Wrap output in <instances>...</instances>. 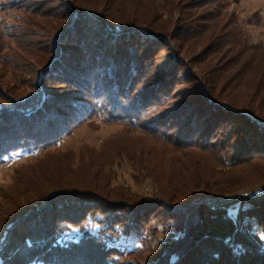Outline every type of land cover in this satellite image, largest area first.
Returning a JSON list of instances; mask_svg holds the SVG:
<instances>
[{"label": "trees", "instance_id": "16d2710c", "mask_svg": "<svg viewBox=\"0 0 264 264\" xmlns=\"http://www.w3.org/2000/svg\"><path fill=\"white\" fill-rule=\"evenodd\" d=\"M2 4L0 164L42 155L0 188V264H264V192L228 196L243 169L264 179V42L230 0ZM98 120L191 152L188 174L143 194L103 174L123 159L152 172L114 136L54 149Z\"/></svg>", "mask_w": 264, "mask_h": 264}, {"label": "rangeland", "instance_id": "374dc122", "mask_svg": "<svg viewBox=\"0 0 264 264\" xmlns=\"http://www.w3.org/2000/svg\"><path fill=\"white\" fill-rule=\"evenodd\" d=\"M6 1L7 0H0V3ZM5 6L6 4L0 5L1 8H4ZM230 11L235 12L239 23L247 31L250 40L253 43L264 42V0H230ZM12 14L13 13L8 10H0V28L4 21L10 20V15ZM91 124L92 125H88L85 123L77 128L72 136L64 139L62 143L54 149L63 151L66 148H72L76 151V154L99 152L102 149V143L107 138L114 136V140L111 141V147L118 150L120 148H124L130 151L135 150L141 152L139 155L142 161L141 164L146 165L152 172L148 171L150 176L145 177L144 175V178L141 176L136 177L137 172L135 171V168L132 167V162L127 159H123L122 161H117L116 163L107 162L102 170L104 171L103 174L105 176L108 175L109 177L110 175H113L116 183L125 184L132 190L143 194H152V192L158 188L169 186V184L166 183L167 181L169 182L171 180L169 178L174 175H178L180 173L188 174V172L184 171L186 167H184L182 171L181 165L183 166V164L181 163H183L182 160L185 158L190 160L189 157L192 156L191 152L176 150L170 145L156 143L148 135L132 131L118 123H106L98 120L96 123ZM41 155V153L37 152L19 151L7 158L6 161L0 164V188L2 184H10L13 182V177L16 172L15 170L18 166L30 160H36ZM206 158V155H203V157L200 158L203 161L202 166H204V164L211 165L207 163L209 161L208 159L206 160ZM144 167L145 166H143V168ZM253 168L255 167L246 168L241 171V177L243 178L241 188L233 191V193H230L228 196L238 194L250 195L264 192V179L261 180V178L255 177L258 173L257 171H254ZM98 169L99 168H95L91 172ZM146 169L144 168L145 173ZM209 169L211 170V168ZM258 171H263V169ZM219 176L221 178V175ZM209 177L212 176L209 175ZM176 186L177 185H170L169 187ZM203 190L205 189L203 188ZM1 198L2 196L0 192V199ZM258 236L264 243V234L261 231H258ZM124 244L129 249L134 250L143 249L144 251L147 247V245H143L142 243L131 239L125 240ZM146 244H150V240L147 241Z\"/></svg>", "mask_w": 264, "mask_h": 264}]
</instances>
